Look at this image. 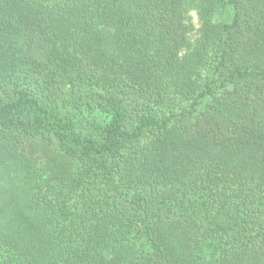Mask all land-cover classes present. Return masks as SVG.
<instances>
[{
    "label": "trees",
    "instance_id": "trees-1",
    "mask_svg": "<svg viewBox=\"0 0 264 264\" xmlns=\"http://www.w3.org/2000/svg\"><path fill=\"white\" fill-rule=\"evenodd\" d=\"M0 264H264V0H0Z\"/></svg>",
    "mask_w": 264,
    "mask_h": 264
}]
</instances>
